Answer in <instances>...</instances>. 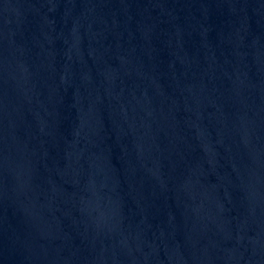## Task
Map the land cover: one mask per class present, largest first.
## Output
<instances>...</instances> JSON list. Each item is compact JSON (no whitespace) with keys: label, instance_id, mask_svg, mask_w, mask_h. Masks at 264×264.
I'll return each mask as SVG.
<instances>
[{"label":"water","instance_id":"obj_1","mask_svg":"<svg viewBox=\"0 0 264 264\" xmlns=\"http://www.w3.org/2000/svg\"><path fill=\"white\" fill-rule=\"evenodd\" d=\"M0 264H264V0H0Z\"/></svg>","mask_w":264,"mask_h":264}]
</instances>
